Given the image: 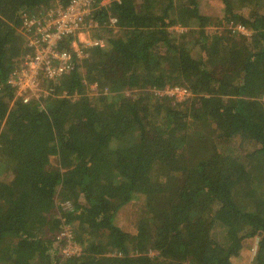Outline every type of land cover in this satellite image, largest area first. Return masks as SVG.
Returning <instances> with one entry per match:
<instances>
[{"label":"trees","instance_id":"obj_1","mask_svg":"<svg viewBox=\"0 0 264 264\" xmlns=\"http://www.w3.org/2000/svg\"><path fill=\"white\" fill-rule=\"evenodd\" d=\"M70 1L0 0V264H235L250 238L264 264V0H94L105 46L43 104L15 99L24 16Z\"/></svg>","mask_w":264,"mask_h":264},{"label":"built area","instance_id":"obj_2","mask_svg":"<svg viewBox=\"0 0 264 264\" xmlns=\"http://www.w3.org/2000/svg\"><path fill=\"white\" fill-rule=\"evenodd\" d=\"M93 1L71 0L65 6H51L39 14L24 16L20 32L26 38L28 50L19 67L8 79V84L15 91V99L23 103L38 101L43 104V99L55 96V86L48 87L49 83H57L69 74L75 68L74 61L88 57L92 47L105 46L102 39L91 37L92 28L97 26L95 21L89 20ZM236 28L239 29L238 32L248 34L243 26ZM83 34H87V37H82ZM71 37V50L62 47V41ZM167 89L169 91L156 92L154 89L153 92L175 99H184L190 95L188 89L182 86ZM62 205L67 209L72 207L69 201ZM57 237L66 240L65 246L61 248L64 257L81 254L82 248L74 240V233L69 225Z\"/></svg>","mask_w":264,"mask_h":264},{"label":"rangeland","instance_id":"obj_3","mask_svg":"<svg viewBox=\"0 0 264 264\" xmlns=\"http://www.w3.org/2000/svg\"><path fill=\"white\" fill-rule=\"evenodd\" d=\"M202 1H203L202 8H203V11L205 14L214 15V16L221 14L222 5L219 3L218 0H202ZM236 27H238V26H236ZM174 29L177 32H183L187 28H182L180 26H177ZM236 31H239V29L236 28ZM246 31H248V30H246ZM247 33L249 35L250 31H248ZM84 36L85 35H83L82 37H84ZM92 88H93V86H90L88 88V91H91ZM165 90L169 91V89H167V87ZM165 90H157L156 92H165ZM244 147L238 146L236 148L237 152L239 154L244 153L245 152ZM225 148H226V146L223 145L222 149H225ZM228 149H230V148L229 147L226 148V150H228ZM256 160L258 162L257 164L259 165L260 170H263L262 177L264 178V156H258V158ZM141 199H143V198H139V199L132 201L129 205H127L125 208H123L119 211L118 219H119V221H121L123 223L121 225L123 227H125L126 229L133 230L134 229V224H133L134 219H136L138 217L139 211H140V215L143 213V208L139 207L142 203ZM246 246L248 247V249H246L243 252V254L241 255L240 258L235 259V264H252L251 260L254 257V255L258 249V238L248 239V241L246 242Z\"/></svg>","mask_w":264,"mask_h":264},{"label":"crops","instance_id":"obj_4","mask_svg":"<svg viewBox=\"0 0 264 264\" xmlns=\"http://www.w3.org/2000/svg\"><path fill=\"white\" fill-rule=\"evenodd\" d=\"M19 31H20V28H19ZM92 35V34H91ZM89 36V35H88ZM85 37H87V34H85V36H84V38ZM92 38H94L93 36H91ZM25 38V37H24ZM95 39V38H94ZM27 41H26V38H25V45H27V43H26ZM91 50V49H90Z\"/></svg>","mask_w":264,"mask_h":264}]
</instances>
